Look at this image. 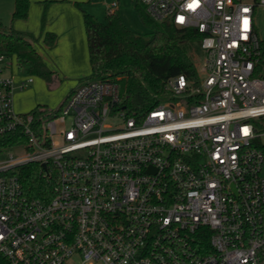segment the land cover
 <instances>
[{"label":"built area","instance_id":"2783aa9c","mask_svg":"<svg viewBox=\"0 0 264 264\" xmlns=\"http://www.w3.org/2000/svg\"><path fill=\"white\" fill-rule=\"evenodd\" d=\"M139 1L204 53L145 111L90 79L60 109L20 113L0 52V264H264V0ZM30 163L54 179L47 200L24 190Z\"/></svg>","mask_w":264,"mask_h":264},{"label":"trees","instance_id":"16d2710c","mask_svg":"<svg viewBox=\"0 0 264 264\" xmlns=\"http://www.w3.org/2000/svg\"><path fill=\"white\" fill-rule=\"evenodd\" d=\"M75 4L83 14L91 68L90 74L81 81L114 80L123 88L127 106L130 109L145 111L163 100L166 95L163 83L169 77L178 74L192 79L198 77L194 62L183 47L184 42L201 38V34L196 30L178 28L168 21H157L149 16L139 0H132L138 18L150 31V36L145 38L132 31L116 9L107 12L104 21H101L94 14L84 10L81 3ZM28 8L29 0H13L11 23L16 19H26ZM44 23L43 17V43L50 46L55 40V34L44 31ZM33 40L35 37L31 33L16 30L11 24L5 26L0 23V52L14 54L18 65L24 67L27 73L49 82L54 72L45 65L32 44ZM261 49L264 53V40L261 41ZM11 140V137H3L0 146L10 144ZM19 178L30 197L47 200L52 195L54 179H47L38 164L23 166Z\"/></svg>","mask_w":264,"mask_h":264},{"label":"crops","instance_id":"0c3cea01","mask_svg":"<svg viewBox=\"0 0 264 264\" xmlns=\"http://www.w3.org/2000/svg\"><path fill=\"white\" fill-rule=\"evenodd\" d=\"M89 1L29 0L28 17L26 19H16L11 23L14 29L29 32L35 37L32 44L45 65L54 72L52 80L58 76L69 79L67 83V85H70L68 93L81 82V79L88 76L91 72L83 14L81 9L75 4L77 2L81 3L82 8L88 11L85 7ZM112 1H117L115 9L118 10L124 20V12L119 10L120 0L108 2L105 5L106 11L107 6ZM121 2L125 8H129L132 5V0H121ZM90 13L94 14L93 12ZM43 17L45 20L44 31L55 34V40L50 46L43 43V35L41 33V20ZM36 44L43 47L45 56L38 51Z\"/></svg>","mask_w":264,"mask_h":264},{"label":"rangeland","instance_id":"374dc122","mask_svg":"<svg viewBox=\"0 0 264 264\" xmlns=\"http://www.w3.org/2000/svg\"><path fill=\"white\" fill-rule=\"evenodd\" d=\"M110 1L90 0L85 8L93 12L98 19L104 21V16L107 12L105 5ZM12 9L13 0H0V23L5 26L11 24ZM119 10L124 12L125 23L132 31L145 38L150 36L149 29L141 23L132 5L129 8H125L120 0ZM255 23L259 38L264 40V8H258L256 10ZM183 47L191 56L196 70L200 71L204 53L200 47L199 40L186 41L183 43ZM36 48L45 56L44 49L41 45L36 44ZM9 55L12 59L11 72L14 77L15 86L13 91L14 109L20 113H25L32 109H45L46 112L56 109L68 94L70 85H67V83L69 79L58 76L52 81L45 82L41 77L29 74L24 67H20L14 54ZM28 76H32L33 81L24 87V89H20V82ZM120 89L123 92V88L120 87ZM262 174L264 175V166L262 168Z\"/></svg>","mask_w":264,"mask_h":264},{"label":"snow or ice","instance_id":"6c2138e0","mask_svg":"<svg viewBox=\"0 0 264 264\" xmlns=\"http://www.w3.org/2000/svg\"><path fill=\"white\" fill-rule=\"evenodd\" d=\"M245 24H247V21H245Z\"/></svg>","mask_w":264,"mask_h":264}]
</instances>
